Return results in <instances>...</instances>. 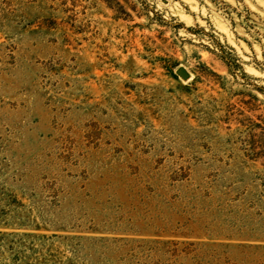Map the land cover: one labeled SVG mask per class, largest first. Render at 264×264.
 <instances>
[{
  "label": "rangeland",
  "instance_id": "obj_1",
  "mask_svg": "<svg viewBox=\"0 0 264 264\" xmlns=\"http://www.w3.org/2000/svg\"><path fill=\"white\" fill-rule=\"evenodd\" d=\"M0 264H264V0H0Z\"/></svg>",
  "mask_w": 264,
  "mask_h": 264
},
{
  "label": "water",
  "instance_id": "obj_2",
  "mask_svg": "<svg viewBox=\"0 0 264 264\" xmlns=\"http://www.w3.org/2000/svg\"><path fill=\"white\" fill-rule=\"evenodd\" d=\"M179 73H181L185 77H188L189 76V72L186 70L185 67H180L179 68Z\"/></svg>",
  "mask_w": 264,
  "mask_h": 264
}]
</instances>
